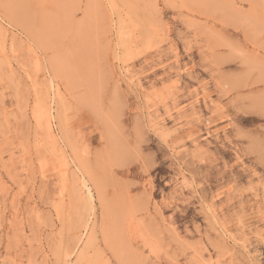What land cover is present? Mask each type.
Wrapping results in <instances>:
<instances>
[{
	"label": "rangeland",
	"instance_id": "obj_1",
	"mask_svg": "<svg viewBox=\"0 0 264 264\" xmlns=\"http://www.w3.org/2000/svg\"><path fill=\"white\" fill-rule=\"evenodd\" d=\"M0 264H264V0H0Z\"/></svg>",
	"mask_w": 264,
	"mask_h": 264
}]
</instances>
